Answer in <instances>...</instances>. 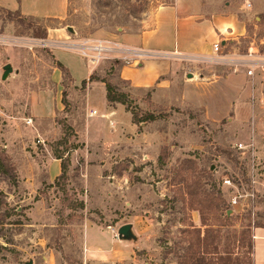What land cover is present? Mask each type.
Listing matches in <instances>:
<instances>
[{"label": "rangeland", "instance_id": "1", "mask_svg": "<svg viewBox=\"0 0 264 264\" xmlns=\"http://www.w3.org/2000/svg\"><path fill=\"white\" fill-rule=\"evenodd\" d=\"M163 2L69 0L62 20L0 8V264H192L204 252L214 260L230 250L243 255L238 239L249 225L255 244L257 228H264L255 226L264 224V155L238 149L252 141L248 124L214 121L203 107L159 101L154 90L123 81L120 62L108 58L92 66L70 48L86 38L111 40ZM250 19L237 59L250 48L264 59V11ZM56 51L69 67V76L60 69L65 110L54 127L61 134H46L49 122H38L40 136L35 123H27L25 97L52 86ZM7 64L13 72L3 79ZM86 64L92 72L75 86L73 76L86 77ZM205 66L207 80L233 71L229 61L211 59ZM92 75L107 79L128 100L123 106L131 118L134 112L143 120L117 144L87 146L81 136L89 84L99 81ZM55 153L66 168L51 180L48 161ZM125 224L132 226L130 237L119 233ZM259 235L255 260L264 264Z\"/></svg>", "mask_w": 264, "mask_h": 264}, {"label": "crops", "instance_id": "2", "mask_svg": "<svg viewBox=\"0 0 264 264\" xmlns=\"http://www.w3.org/2000/svg\"><path fill=\"white\" fill-rule=\"evenodd\" d=\"M163 1L140 20L135 28L119 29L111 37V40L125 47L143 48L162 55L146 58L139 63L120 61V77L135 88L154 90V97L159 101L163 99L170 103L184 102L203 107L207 118L214 121L228 118L241 126L248 124L252 141L247 144L253 145L254 154L264 155V130L261 129L264 127L261 126V118H264V114L261 115L264 111V80L259 76L248 75V67L244 65L236 71L231 66L232 72L207 80L211 75L208 67L198 62L217 54L214 51L216 43L221 44L223 55L236 59L240 55L238 42L249 34L251 16L264 11V0ZM247 2H251L250 8L246 7ZM0 8L20 13L26 18L62 20L68 15L69 0H0ZM176 53L180 56L174 55ZM55 54L57 60L67 66L57 51ZM70 72L73 76V72ZM91 72L89 67L87 76L80 80L73 76L75 86H80ZM62 79L61 70L53 67L52 86L44 91H31L25 97L29 117L40 136L44 133L36 126L38 122H49L51 131L46 134L56 133L58 129L57 133L61 134V127L57 129L54 124L57 123L58 113L65 110ZM40 96L42 103L39 102ZM87 103V124L81 134L87 146L117 144L124 139V131L136 130L123 104H112L108 100L107 87L102 81H90ZM92 108L95 109L91 111ZM231 114V117H227ZM48 162L52 180L61 173L62 160L51 155ZM256 231L254 264L256 240L259 234L264 237V228H257Z\"/></svg>", "mask_w": 264, "mask_h": 264}, {"label": "built area", "instance_id": "3", "mask_svg": "<svg viewBox=\"0 0 264 264\" xmlns=\"http://www.w3.org/2000/svg\"><path fill=\"white\" fill-rule=\"evenodd\" d=\"M246 7H251V2L246 3ZM70 48L73 49L82 59H84L89 65L97 66L100 62L112 58L118 62L122 61L127 64H132L136 62H141L146 58H155L160 57V53H155L153 51H147L143 48H129L123 46L116 40H91L90 38L82 39L80 42L71 44ZM214 51L217 54L213 57H206L204 59H200L199 63H207L208 60H215L220 63L223 62H233L234 70H238L240 66L248 67V75L250 76H259L264 80V59L261 56H258V53L250 48L245 59H229L221 52V44L216 43L214 45ZM174 55L180 56V54L176 53ZM164 56V55H163ZM185 59V58H183ZM94 113L96 114L97 111L95 110ZM32 118L27 120V123H32ZM238 149L241 150L242 153H250L252 151V144H243L238 143ZM251 154V153H250ZM254 154V151L253 153ZM256 175H253L252 183L256 184L258 182ZM229 179L225 180V183H230ZM238 204V200L234 199L232 201V205L235 206ZM256 238V236H254Z\"/></svg>", "mask_w": 264, "mask_h": 264}, {"label": "trees", "instance_id": "4", "mask_svg": "<svg viewBox=\"0 0 264 264\" xmlns=\"http://www.w3.org/2000/svg\"><path fill=\"white\" fill-rule=\"evenodd\" d=\"M1 9H4V8H1ZM4 10H7V9H4ZM7 11L9 13H12V11H10V10H7ZM45 35H46V32H45ZM57 67L62 70L63 75L65 74V76H69V72L66 69V67L64 66V64H62L61 62H58ZM121 79L123 81H127V80H124L123 78H121ZM91 80H99V81L106 83L107 96H108V100L111 103H122L124 105L128 104V100L125 98V96L120 94V93H117L115 90L116 88L110 82H108L107 79H99L95 75H92ZM133 115H134L133 116V122L134 123L138 124V123L143 121L141 119H137L134 112H133ZM55 157L62 160V171H63V173L58 176V178H61L64 175L66 165L64 163V159H63V156L61 154L55 153ZM255 226L256 227H264V224H262V223H260V221H258ZM251 233H252L251 226L249 225L247 230H244L242 233V236L238 239L241 246L245 248L243 255H239L238 253H235L233 250H230V251H225L224 253H222L220 255V257H218L214 260L213 258H207L205 256L206 252H204L202 257L197 259L192 264H254V253H255L254 246H255V244L252 240V234ZM207 254H209V253H207Z\"/></svg>", "mask_w": 264, "mask_h": 264}, {"label": "water", "instance_id": "5", "mask_svg": "<svg viewBox=\"0 0 264 264\" xmlns=\"http://www.w3.org/2000/svg\"><path fill=\"white\" fill-rule=\"evenodd\" d=\"M13 72V67L10 64L5 66V71L3 73V79H7L8 76ZM119 233L125 237H130L132 234L131 224H125L120 227Z\"/></svg>", "mask_w": 264, "mask_h": 264}]
</instances>
